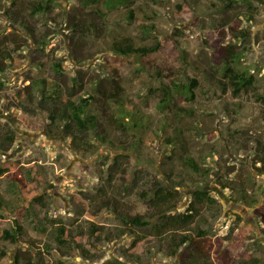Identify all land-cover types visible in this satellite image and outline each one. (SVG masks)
Segmentation results:
<instances>
[{"label":"rangeland","instance_id":"obj_1","mask_svg":"<svg viewBox=\"0 0 264 264\" xmlns=\"http://www.w3.org/2000/svg\"><path fill=\"white\" fill-rule=\"evenodd\" d=\"M38 1L0 0V165L16 162L0 174V198L8 207L0 206V230L16 221L23 230L16 242L0 236V250H6L0 264H193L186 245L170 255L168 238L122 224L113 210L117 204L123 214L147 215L156 183L180 189L179 211L195 189L216 198L217 215L204 208L189 227L206 229L211 264H242L251 257L264 264V101L257 98L264 95V4L129 0L108 7L53 0L49 10L34 12ZM240 28L247 30L244 41ZM123 35L137 45L158 41L160 48L144 58L122 56L111 42ZM230 41L244 52L234 67L256 78L238 95L219 83L227 80L221 45ZM192 77L199 81L194 100L174 92L162 104L164 86ZM91 93L86 111L98 122L79 132L75 147L65 120L54 121L50 108ZM119 107L126 128L115 120ZM10 131L18 137L6 144ZM188 157L198 172L186 164ZM14 171L38 189L41 201L22 198ZM55 219L86 229L89 219L100 224V240L88 232L77 238L93 256L76 246L65 255L55 249ZM30 240L44 249L32 248Z\"/></svg>","mask_w":264,"mask_h":264},{"label":"trees","instance_id":"obj_2","mask_svg":"<svg viewBox=\"0 0 264 264\" xmlns=\"http://www.w3.org/2000/svg\"><path fill=\"white\" fill-rule=\"evenodd\" d=\"M124 1L129 0H87L86 5L91 3L99 4L104 3L108 7L118 6ZM234 0H226L224 7H229ZM248 3L250 6H256L259 4H264V0H243ZM53 4V0H43L38 1L36 6H34V12H43L49 10ZM128 18H134V11L130 9L128 11ZM237 28V27H236ZM148 30V29H146ZM145 32V31H144ZM145 34H148L146 31ZM239 35L244 41L247 37V30L245 28L239 29ZM237 41H230L226 45H221L222 51L225 53L224 58V67L223 75L226 76V81L219 80L220 85L225 88L231 87L234 95H238L241 91L248 89L253 85L256 80L255 75L249 73L248 71H240L234 67L236 60H239L243 55V50H239ZM160 48V43L156 41L154 44H139L135 43L133 37L129 35H123L119 38L114 39L111 42V50L115 53H118L122 56H131L137 58H144L149 53L155 52ZM47 80L44 79L43 83H46ZM2 82H0L1 85ZM174 86L166 85L163 87V97L161 98L162 104H168L172 101L173 93L182 92L188 100H194L196 95L194 89L199 85L197 78L192 77L185 83H173ZM118 90V85L116 86ZM44 91V90H43ZM44 93V92H43ZM94 98V94L91 93L88 96L81 97L79 101L68 98L65 105L55 108L54 106L50 108L51 118L55 121L57 116L65 120V129L69 130L68 134L72 135L73 145L79 147V132L82 130H87L93 128L97 122V116L94 113L86 111V107L89 105L90 101ZM260 101H264V95L259 94L257 96ZM122 107L127 106L126 100H119ZM119 117L115 120L118 121V125L126 128V118L123 114L124 111L122 108L117 109ZM87 112V113H86ZM136 126V124H135ZM18 135L14 132H9L8 135H5L4 140L6 144H11ZM0 149H4L3 143L0 141ZM119 154H117V157ZM260 160L263 162L264 166V153L261 154ZM186 164L190 166L194 172H198L200 167L197 161L193 157H188L186 159ZM16 162L6 161L0 165V174L5 171L14 168ZM264 172V167L261 169ZM13 176L20 186V191L22 193V198L29 199L31 197L35 200L41 201L42 195H38V189L28 188V181L26 177L21 173L14 171ZM174 184V183H172ZM142 196H146V193H142ZM181 199V191L179 188H175V185L156 183L152 191V195L147 198L150 213L147 215H140L139 213L134 214H123L117 209V204H114V211L117 214V217L122 224L127 226H138L139 228L150 227V233L155 236L158 240H163L168 238L169 249L167 250L170 255H176L177 251L181 248L182 245H186L187 248L191 249L187 253L188 259H191L193 264H211L208 256L209 246L207 242L204 241L203 237L206 235V229L197 225L194 229L195 232H190L189 227L192 226L196 217H200L204 208H208V214L216 216L218 213L216 198L210 193L209 190L204 188L195 189L192 192V199L189 204L185 207L183 211L177 209L179 201ZM22 202V201H21ZM0 206L4 209H8L7 204H2L0 198ZM19 205H14L17 207ZM103 206V203L100 204V207ZM214 206V209H211ZM95 214L91 213V217H94ZM89 225L87 229L81 224L77 223L75 227H69L65 222H60L58 220H53V228L51 230L50 236L51 241L54 242L55 249H57L61 254L65 255L69 250L74 246L81 247V251L92 257L93 255L89 253L80 242L77 241V238L85 235L87 232L88 236H92L97 240L101 239V225L97 224L94 219H89ZM236 227L234 224L230 226V231ZM130 230V229H129ZM133 230V229H131ZM124 230L121 229V233ZM149 234V233H148ZM238 234H241L238 232ZM23 235L22 226L16 221L14 227L2 228L0 230V236L4 239H8L12 242L21 240L20 237ZM146 233L138 236L133 239L130 246L135 247L142 238H145ZM241 236V235H240ZM243 240V239H242ZM32 248L39 247L34 240L28 242ZM47 250L49 251L50 243H45ZM42 250L44 247H39ZM45 248V249H46ZM6 254L5 249L0 250V257H4ZM59 264L63 262L58 261ZM242 264H262L259 262L258 258L251 257L248 259L241 260ZM15 264H19L18 259H16ZM24 264H33L32 260H26ZM42 264V263H40Z\"/></svg>","mask_w":264,"mask_h":264}]
</instances>
